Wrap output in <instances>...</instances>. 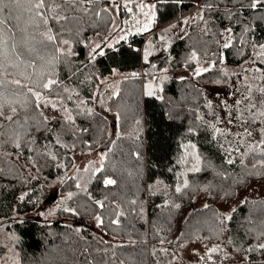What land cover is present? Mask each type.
I'll use <instances>...</instances> for the list:
<instances>
[{"label": "trees", "instance_id": "trees-1", "mask_svg": "<svg viewBox=\"0 0 264 264\" xmlns=\"http://www.w3.org/2000/svg\"><path fill=\"white\" fill-rule=\"evenodd\" d=\"M106 1L100 2L101 9L107 8ZM154 2L156 20L149 31L132 35L127 42L114 47H104L105 54L97 55L94 61L89 56L94 38L109 32L111 15L109 10L99 17L93 11L85 15L82 6L68 10L66 21L50 18L49 24L40 30L46 32L51 28L57 40H68L71 56L60 57L54 66L46 63L55 48L52 44L48 45L49 52L44 53L45 60L26 54L35 67L21 65L20 71L32 80L41 72L50 74L58 83L51 91L37 90L51 99V106L55 98L59 101L64 94L63 103L69 113L64 115L60 109L58 114H49L43 104L36 108L35 98L29 96L27 108L19 103L14 105L17 113L13 121L0 118V231L14 235L17 264H171L178 257L177 248L184 243L215 240L223 232L228 247L245 255L249 263H256L262 253L259 245L264 242V197L244 201L231 212L226 224L213 206L194 205L200 190L227 196L250 179L264 177V168L257 163L264 160L261 149L252 151L250 146L257 144H244L239 138L229 139L228 133L215 132L203 118L207 111L204 93L193 86L188 89L191 86L187 80L164 81L158 95L156 91L151 96L143 93L141 81L146 79L150 64L144 62L141 49L148 33L201 11L203 27H195L188 35L175 39L169 51L162 46L158 57L163 61L159 62L172 70L212 61L203 81L223 79L222 66H239L264 45V7L253 10L249 0ZM90 7L100 10L95 5ZM26 19L27 14L23 13L18 28L16 21L12 22L18 42ZM228 29L231 46L224 48L221 37ZM35 36L36 41L43 39L39 32ZM36 47L41 45L37 43ZM59 47L66 51L68 45ZM159 62L156 61L157 66ZM8 71L17 73L14 68ZM114 71L137 74L123 81L118 95L103 103L107 114L117 116V137L110 135L112 124L107 114L92 110L89 113L76 103L78 99L92 104L96 84ZM0 78L31 83L19 74ZM15 88L14 84L8 85L9 92ZM20 92L26 93L27 89ZM4 111L11 115L9 108ZM69 114L71 120L67 119ZM136 118L141 123L138 134ZM132 120L131 125L127 124ZM132 131L136 135L130 134ZM108 135L112 142L104 144L108 149L101 169L86 174L81 180L83 187H77V177L65 179L60 191L72 193V197L65 200L52 220L31 218L36 205L28 193L36 183L30 182L9 155L19 157L23 165L32 163L42 177L51 181L67 176L73 167L72 151L90 150ZM185 143L196 146L200 170L186 171L180 180L179 161ZM106 178L116 183L106 186ZM186 208L189 211H184ZM97 217L100 221L94 231L89 222Z\"/></svg>", "mask_w": 264, "mask_h": 264}, {"label": "rangeland", "instance_id": "rangeland-1", "mask_svg": "<svg viewBox=\"0 0 264 264\" xmlns=\"http://www.w3.org/2000/svg\"><path fill=\"white\" fill-rule=\"evenodd\" d=\"M102 1L104 0H100V2ZM126 2H128V0H116V5H118L117 7L113 4V0L106 1L107 9L111 15L110 30L104 36H96L94 38L92 48H95L96 44L101 45L100 49H97V51L103 50L104 47H108V44H111L112 47H114L116 44H118L116 41L127 42L130 36L140 35L144 32H147L144 31L139 34L136 33V27L133 26L135 23L133 17L139 19L141 24L146 23L147 18L142 13L138 12L137 5H139L141 2L144 4H155L154 0H131L129 5L132 8L131 13L127 10V8L124 7ZM100 4L101 3L95 6L101 9ZM145 11H147V9H145ZM202 18V12L196 11L191 15L182 18L179 22L171 23L166 27L157 30L154 32L155 34L148 33L141 49L143 60L146 49H149L151 53L148 56V60L146 62L150 64L148 71H146L144 75L146 79L141 81L143 93L146 91L145 85H150L154 90L153 92L156 91L158 95V90L163 87L162 85L164 81L187 80L190 83L188 85L191 86L188 89H191L193 86L194 88L201 91V94L204 93L207 99V111L203 118L210 126L212 124H216V128L220 129L221 132L230 134L229 139L234 138V141L239 138L244 144L258 145L262 138L260 132L261 127L252 122L247 124L243 123L242 120L249 119L248 112L244 110L247 101H244V103L241 105H236L235 102L236 100H243L244 96L247 95L246 85H251L253 87L254 91L252 95L257 101L264 98L259 92L255 91L257 88L264 87V80L261 79V77H264V56L260 55L261 49L258 50L250 59L243 62L239 66H222L221 71L224 74V78L211 82L203 81L204 73L208 71H203L199 76L195 75L194 71L196 68L211 69L213 66L212 61L198 64L194 66V68H186L182 65L178 67V69L174 68L172 70L165 68L164 64L159 62V60L163 61L158 57L160 48L165 46V50L169 51L175 39L188 35L192 30H194L195 27H203L204 21ZM125 21H128V23H125ZM185 21H187V23H185ZM199 24L200 26H198ZM121 29H123V31H121ZM127 31H131L133 34L129 35L127 40H121L120 37ZM161 37H163V39H161ZM228 39L229 32L226 30L221 37V44L224 45ZM156 61L160 63L159 66H157ZM153 65H155V68L152 67ZM132 77H134L132 73H120L114 71L113 74L101 79L98 84H96L97 91L99 89L100 90L98 93L97 91L93 93L92 104H81V101L83 100L78 99L76 100V103L79 104L81 108L86 109V111L91 109L92 111H101L107 114L103 106L105 99L107 100L111 97L114 98L117 96L121 87L124 86L122 85V82L128 81L127 79ZM61 95L62 96L59 101H57L56 98L54 99L53 103L55 104V108L50 105L51 99L47 98L48 101H50L48 106H46L49 114H58V110L60 111V109L64 115L69 113V111L65 108V104L63 103L64 99H62V97L65 95ZM209 102H211V108L208 107ZM222 102H226L227 105L231 107V114H229L228 110L224 107V103ZM241 113H243L242 119L239 118L241 117ZM106 116L111 120L112 124L110 135L117 137L120 134L118 131L119 127L116 122L117 116L110 113H108ZM217 119L220 120V123H216ZM229 119L232 120L231 123H229ZM135 120H137V118ZM137 121H135V123L137 125L138 134V129L141 126V123ZM132 123L133 120L131 122L129 121L127 124L131 125ZM246 128L253 133L252 136L245 135ZM130 134H135V132L133 133L132 131ZM109 137L110 136L108 135L107 138L102 140L100 143H97L96 146L90 148V150H84L81 153L72 151L71 157L73 167L68 171L67 176L51 181H48L42 177L32 163L23 165L19 157L16 155H9V157L14 160L15 163L19 164L25 171L30 182L35 181L36 183L35 185L32 184L31 190H29L31 191V194L28 193V195H30L32 198V202L36 205V209L29 215L31 218L43 222H49L54 218L55 213L64 206L63 204L68 198V193H63L60 191V187L64 183L65 179L71 178L72 176L73 178L77 177L78 181L76 184H79L80 187H83L81 180L85 177V175L94 174L100 170L104 161L106 160L108 147H103L102 145L110 141ZM185 145L189 144L185 143L183 145L181 159L186 155L188 159L187 163H182L181 160L179 161L180 180L184 176L180 175V173L185 174L186 171H190L192 166L197 163V161L191 155L192 152H195L197 155L196 150L185 148ZM231 146L232 145H230V147ZM102 157L103 163H101ZM262 197H264V177L250 179L247 181L246 185L236 189L235 192L233 191L227 196H216L210 194L207 190H200L194 198V205L199 208L205 207V205L213 206L218 212L220 220L223 222V224H226L230 218L231 212L236 207L241 205L246 200H255ZM184 211H189V208L184 209ZM64 222L71 223V221L66 220ZM98 223L99 221L97 218L89 222L94 231L97 228ZM176 232H178V229ZM93 233L97 234V231ZM98 235L101 236L100 233ZM14 241V235L12 233L0 231V264H17L15 260L17 259V254L14 247ZM262 244H264V242ZM213 247H218L219 250L216 253L211 254V261H209L206 253L208 249ZM177 253L178 257L173 259L171 264H264V249H262V253L260 254L256 263H249L245 255L228 247L225 232H223L221 238L215 240L196 239L194 241L186 242L177 248ZM202 257L203 259H201Z\"/></svg>", "mask_w": 264, "mask_h": 264}, {"label": "snow or ice", "instance_id": "snow-or-ice-1", "mask_svg": "<svg viewBox=\"0 0 264 264\" xmlns=\"http://www.w3.org/2000/svg\"><path fill=\"white\" fill-rule=\"evenodd\" d=\"M130 2L131 0H128V2L124 4V7L127 8V10L131 13L132 8L129 6ZM99 3L100 0H0V77H3L4 75L19 74L24 79L31 81V83L25 84L22 83L20 79L5 80L0 78V118L6 119L8 121H13L17 113V109L14 105L19 103L21 107L27 108L29 96L35 98L36 108H39L41 103H43L44 106H48L50 101H48V99L42 95V92L38 91L37 89L51 91L52 86L56 85L58 82L52 79L50 74H46L44 72H41L36 80H32L30 75L23 71H20L21 65H24L25 67H35L34 62L26 58V54L27 56L36 54L39 59L45 60L44 53L49 52L48 45L52 44L55 45V48L51 50L50 58L47 59L46 63L54 66L59 62L60 57L71 56L73 53L71 44L68 40H57L56 36L52 34L51 28H48V30L44 32L40 31L41 27H46L49 24L50 18L55 19L57 22L68 20L69 17L66 15V12L68 10H77L81 6L85 15H87L90 11H93L94 14L99 17L102 12H108L107 8H102L99 11H96L93 7H90ZM113 4L116 5V0H113ZM116 6L118 7V5ZM249 6L253 10H256L258 7H264V0H249ZM145 9H147V11H145ZM155 9V4H144L143 2H141L139 5H137L138 12L142 13L147 18V22L141 24V21L139 19L133 17L135 21L133 26L136 27L137 34L148 31L155 23ZM23 13L27 14V19L24 21L23 29H20L23 35L19 38L18 42L17 33L16 30H14L12 22L16 21V27L18 28ZM261 19H264V17H261ZM125 23H128V21H125ZM185 23H187V21H185ZM29 29L32 30L31 33L29 32ZM121 31H123V29H121ZM227 31L231 32V29H228ZM36 32H39L40 36L43 39H41L40 41H36ZM132 34L133 33L131 31H127L120 37V39L127 40V37ZM161 39H163V37H161ZM116 42L119 43V41ZM37 43L41 45L40 48L36 47ZM60 44L68 45L67 50L65 51L64 49L60 48ZM230 46L231 38L229 37V39L224 43L223 47L228 48ZM100 47V44H96L95 48H92L90 50V60L94 61L97 55L103 56L105 54L102 50L97 51V49H100ZM108 47H112V45L108 44ZM260 49V55L264 56V45H260ZM150 54L151 53L149 49H146L144 52L145 62H147L148 56ZM192 58H196L195 52L192 53ZM152 67L155 68V65H153ZM10 68L17 69V73L9 72L8 70ZM209 70L210 69L196 68L195 75L199 76L203 71ZM132 75L136 76L137 74L132 73ZM45 78L46 82H42L45 80ZM261 79L264 80V77H261ZM9 84H14L16 86V88L14 90H11V92H9L8 90ZM21 89H27V92L22 93L20 92ZM246 89L247 95L244 96V99L236 100L235 102L236 105H241L244 103V101H247L244 110L248 112L249 119L242 120V122L245 124L249 122L264 124V98L257 101L252 95L254 91L253 87L251 85H246ZM145 90L146 95H153L154 90L150 85H145ZM255 91L259 92L261 96L264 97V87L257 88L255 89ZM12 96H15L16 99L11 98ZM222 103H224V107L228 110L229 114H231V107L227 105L226 102ZM81 104H83V101H81ZM52 106L53 108H55V104H53ZM208 107H212L211 102L208 103ZM5 108L10 109L11 115H7L5 113ZM88 111L89 113H91V109H89ZM242 116L243 113H241V117L239 118L242 119ZM71 118L72 117L69 114L67 116V119L71 120ZM231 122L232 120L229 119V123ZM216 123H220V120L217 119ZM211 126L215 129L216 132L227 134L226 132L222 133L220 129L216 128V124H212ZM189 131L193 130L189 129ZM260 132L262 138L259 144L256 146H250V150L255 151L256 148H259L261 149L260 154L264 155V127L260 128ZM245 135L252 136L253 133L246 128ZM213 138L215 139V136ZM17 147H19V144H17ZM184 147L195 149L196 146L194 144H189L185 145ZM191 155L197 161V163L193 165L190 170L199 171L200 157L197 156L195 152H192ZM245 155H247V153H245ZM187 159L188 157L186 155L182 157L181 162L187 163ZM232 162V160H228V163L231 164ZM101 163H103V157L101 158ZM257 163L261 168H264V160L258 161ZM253 167H256V165L254 164ZM180 175H184V173H180ZM115 183L116 181L111 178H106L104 180V184L106 186ZM187 186L188 182L185 180L184 187ZM77 187L79 188L80 185L77 184ZM176 191L180 192L181 188L177 187ZM71 197L72 193H69L68 198L71 199ZM20 199L23 200L24 197L21 196ZM97 203L101 204V202L99 201H97ZM177 207L179 206L177 205ZM205 207H207V205H205ZM65 211H70V209L65 208ZM97 220L100 221V217H97ZM113 223H118V221H113ZM259 248L264 249V244H260ZM218 250V247L208 249L206 255L208 256L209 261H211V254L216 253ZM201 259H203V257Z\"/></svg>", "mask_w": 264, "mask_h": 264}, {"label": "bare ground", "instance_id": "bare-ground-1", "mask_svg": "<svg viewBox=\"0 0 264 264\" xmlns=\"http://www.w3.org/2000/svg\"><path fill=\"white\" fill-rule=\"evenodd\" d=\"M103 146V145H102ZM103 147H107V145L103 146Z\"/></svg>", "mask_w": 264, "mask_h": 264}, {"label": "water", "instance_id": "water-1", "mask_svg": "<svg viewBox=\"0 0 264 264\" xmlns=\"http://www.w3.org/2000/svg\"><path fill=\"white\" fill-rule=\"evenodd\" d=\"M103 146H105V145H103Z\"/></svg>", "mask_w": 264, "mask_h": 264}]
</instances>
